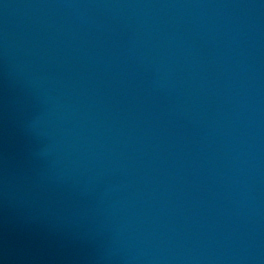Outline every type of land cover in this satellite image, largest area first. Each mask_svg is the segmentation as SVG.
<instances>
[{
	"label": "water",
	"instance_id": "water-1",
	"mask_svg": "<svg viewBox=\"0 0 264 264\" xmlns=\"http://www.w3.org/2000/svg\"><path fill=\"white\" fill-rule=\"evenodd\" d=\"M0 264H141L72 122L1 30Z\"/></svg>",
	"mask_w": 264,
	"mask_h": 264
}]
</instances>
